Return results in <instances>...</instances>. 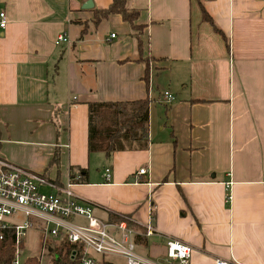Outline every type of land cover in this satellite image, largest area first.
Masks as SVG:
<instances>
[{"label": "crops", "instance_id": "1", "mask_svg": "<svg viewBox=\"0 0 264 264\" xmlns=\"http://www.w3.org/2000/svg\"><path fill=\"white\" fill-rule=\"evenodd\" d=\"M112 2L0 0V159L73 184L103 222L152 224L138 249L156 264H180L168 241L190 264H264V0H127L149 87L131 25L97 17ZM146 98L148 149L89 152L90 103Z\"/></svg>", "mask_w": 264, "mask_h": 264}, {"label": "built area", "instance_id": "2", "mask_svg": "<svg viewBox=\"0 0 264 264\" xmlns=\"http://www.w3.org/2000/svg\"><path fill=\"white\" fill-rule=\"evenodd\" d=\"M7 25L6 13L1 12L0 29H6ZM63 42H69L66 34L59 36L56 44ZM163 97L170 104L175 101V96L168 91ZM138 174L147 175V168L140 169ZM110 176L111 169L107 168L105 177L109 180ZM17 217H23L22 223L10 221V218ZM31 218L41 219L44 224V250L49 251L51 242L66 241L73 246L70 257L74 264H104L111 261L110 258L122 259L124 264H156L139 253L135 242L138 233L128 226L126 219L115 223L103 222L93 215L90 205L82 204L73 191V184L58 185L43 174L0 159V232L10 229L15 232L16 257L13 264H24L28 258L22 255L26 232L34 227ZM76 218L85 219L87 223L76 222ZM145 228L146 236L154 233L152 224ZM192 253L193 247L188 244L167 242L170 260L190 264ZM39 259L43 262L42 257ZM215 264L227 262L216 259Z\"/></svg>", "mask_w": 264, "mask_h": 264}, {"label": "trees", "instance_id": "3", "mask_svg": "<svg viewBox=\"0 0 264 264\" xmlns=\"http://www.w3.org/2000/svg\"><path fill=\"white\" fill-rule=\"evenodd\" d=\"M119 14L131 25L133 37L138 42L141 56L139 62H145V82L150 85V58H143L142 32L143 27L137 24L140 12L127 6V0H113L111 6L97 13L99 20H105L111 15ZM203 19L209 23L215 32L220 34L228 46V41L214 25L210 16L203 10ZM151 99L146 98L133 102H106L89 104V152L105 153L110 157L113 153L124 150H146L150 145V106ZM81 177L78 182L88 181V170H80ZM73 182L75 183L76 181ZM153 218L155 213L153 212ZM126 219L130 228L137 231L135 237L137 246L147 243L146 230L131 222L128 217L114 216L113 222H121ZM49 254L51 264H74L71 260L73 246L68 242H51ZM16 257V244L14 230L0 232V264H13ZM37 257H30L24 264H42ZM104 264H115L112 261Z\"/></svg>", "mask_w": 264, "mask_h": 264}, {"label": "rangeland", "instance_id": "4", "mask_svg": "<svg viewBox=\"0 0 264 264\" xmlns=\"http://www.w3.org/2000/svg\"><path fill=\"white\" fill-rule=\"evenodd\" d=\"M23 217H17L16 219H11L10 221H18L19 223H22ZM77 221V218L74 219ZM30 221L33 223L34 227L26 232V235L24 237L25 241V249L23 253V257L30 258V257H42L43 263L42 264H51V255L49 254V251L44 250L42 245V239L44 236V224L41 219L31 218ZM111 232H114V230H111ZM139 250V249H138ZM141 252V250H139ZM27 258V259H28ZM102 258V257H98ZM111 261H115L117 264H123L118 258H110Z\"/></svg>", "mask_w": 264, "mask_h": 264}, {"label": "water", "instance_id": "5", "mask_svg": "<svg viewBox=\"0 0 264 264\" xmlns=\"http://www.w3.org/2000/svg\"><path fill=\"white\" fill-rule=\"evenodd\" d=\"M93 5L92 1H88L87 3H85L84 8H90V6ZM135 182L134 180H132V183Z\"/></svg>", "mask_w": 264, "mask_h": 264}]
</instances>
